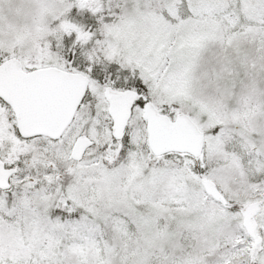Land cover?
<instances>
[{"label": "snow or ice", "instance_id": "1", "mask_svg": "<svg viewBox=\"0 0 264 264\" xmlns=\"http://www.w3.org/2000/svg\"><path fill=\"white\" fill-rule=\"evenodd\" d=\"M0 264H264V0H0Z\"/></svg>", "mask_w": 264, "mask_h": 264}]
</instances>
